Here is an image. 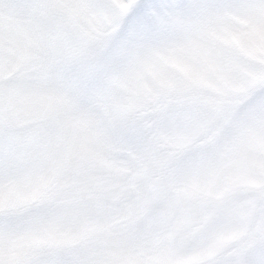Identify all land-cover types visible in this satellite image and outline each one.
<instances>
[{
	"label": "rangeland",
	"instance_id": "rangeland-1",
	"mask_svg": "<svg viewBox=\"0 0 264 264\" xmlns=\"http://www.w3.org/2000/svg\"><path fill=\"white\" fill-rule=\"evenodd\" d=\"M140 3L0 0V264H213L264 224L259 0Z\"/></svg>",
	"mask_w": 264,
	"mask_h": 264
},
{
	"label": "snow or ice",
	"instance_id": "snow-or-ice-1",
	"mask_svg": "<svg viewBox=\"0 0 264 264\" xmlns=\"http://www.w3.org/2000/svg\"><path fill=\"white\" fill-rule=\"evenodd\" d=\"M259 5V9L240 7L233 11L237 15H248L251 17L250 28L258 24L261 30L264 31V0H259ZM154 6V0H141L136 11L129 18V23L135 22L149 8ZM214 43L217 52H223L226 50L228 41L226 37H219ZM223 212L224 209L222 207L215 209L217 217L221 216ZM261 215L264 216V207L261 208ZM213 264H264V224L249 230L241 242L234 246V251L214 261Z\"/></svg>",
	"mask_w": 264,
	"mask_h": 264
}]
</instances>
